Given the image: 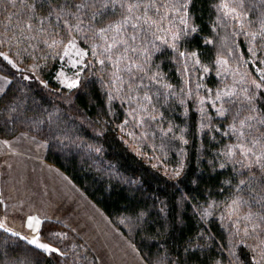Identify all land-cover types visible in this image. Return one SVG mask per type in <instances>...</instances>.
Listing matches in <instances>:
<instances>
[{"label": "trees", "instance_id": "1", "mask_svg": "<svg viewBox=\"0 0 264 264\" xmlns=\"http://www.w3.org/2000/svg\"><path fill=\"white\" fill-rule=\"evenodd\" d=\"M237 68L251 99L206 95ZM0 73V137L47 142L148 264H264V0H0ZM39 234L58 250L0 227V264H98L58 221Z\"/></svg>", "mask_w": 264, "mask_h": 264}, {"label": "crops", "instance_id": "2", "mask_svg": "<svg viewBox=\"0 0 264 264\" xmlns=\"http://www.w3.org/2000/svg\"><path fill=\"white\" fill-rule=\"evenodd\" d=\"M0 73V97L10 85ZM48 144L29 133L0 137V226L26 236L55 220L77 234L98 264H148L132 241L57 165Z\"/></svg>", "mask_w": 264, "mask_h": 264}, {"label": "rangeland", "instance_id": "3", "mask_svg": "<svg viewBox=\"0 0 264 264\" xmlns=\"http://www.w3.org/2000/svg\"><path fill=\"white\" fill-rule=\"evenodd\" d=\"M226 12H229L231 13V15H234V12L229 6L226 7ZM85 58H86V51L83 50L77 44L75 40L69 41L64 51V59H65L66 64L63 66L62 70H60V72L58 73V80L62 86L67 87V88H74L77 85L79 74L85 65ZM229 67L230 66H226V71H228ZM240 72H241V69L237 68L235 72L230 74L229 81L228 80L226 81L225 86H223L221 90H218L215 93H208L206 95H218V100L220 101L222 99H226L227 95L228 96L243 95L246 99H251L250 98L251 95L248 92L249 88L251 86H254L255 83L257 84L260 83L262 80L258 82L253 78H250V80L246 79L244 77L245 74L240 73ZM226 79L227 78H225V80ZM200 98H201V104H199V106L201 107L202 104H205L207 102V99L204 98L203 96H201ZM5 229L11 233L18 234L19 236L27 240L30 244L36 246L37 248L41 250H44L47 253H51L53 251L58 250L57 248L49 244L44 238H42L39 232L38 234H35L34 236L30 237V236L23 235L21 233H17L8 228H5ZM32 241H35V243H32ZM41 245H44L46 247H41Z\"/></svg>", "mask_w": 264, "mask_h": 264}, {"label": "snow or ice", "instance_id": "4", "mask_svg": "<svg viewBox=\"0 0 264 264\" xmlns=\"http://www.w3.org/2000/svg\"><path fill=\"white\" fill-rule=\"evenodd\" d=\"M32 243H35V241H32ZM41 247H46V246H44V245H41Z\"/></svg>", "mask_w": 264, "mask_h": 264}]
</instances>
